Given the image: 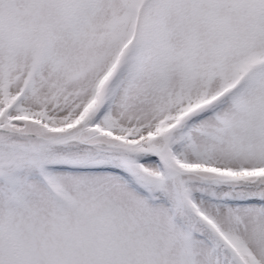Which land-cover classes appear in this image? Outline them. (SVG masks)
<instances>
[{"label": "snow or ice", "instance_id": "1", "mask_svg": "<svg viewBox=\"0 0 264 264\" xmlns=\"http://www.w3.org/2000/svg\"><path fill=\"white\" fill-rule=\"evenodd\" d=\"M0 264H264V0H0Z\"/></svg>", "mask_w": 264, "mask_h": 264}]
</instances>
